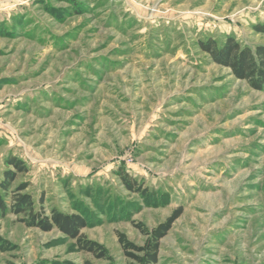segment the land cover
<instances>
[{
    "label": "rangeland",
    "instance_id": "obj_1",
    "mask_svg": "<svg viewBox=\"0 0 264 264\" xmlns=\"http://www.w3.org/2000/svg\"><path fill=\"white\" fill-rule=\"evenodd\" d=\"M262 21L264 0H0V264H135L117 232L141 245L134 222L177 208L155 264H264V90L198 45H264ZM14 192L83 216L107 257Z\"/></svg>",
    "mask_w": 264,
    "mask_h": 264
},
{
    "label": "trees",
    "instance_id": "obj_2",
    "mask_svg": "<svg viewBox=\"0 0 264 264\" xmlns=\"http://www.w3.org/2000/svg\"><path fill=\"white\" fill-rule=\"evenodd\" d=\"M255 31L264 33V21L254 26ZM202 51L207 53L211 60L230 70L231 74L239 80L244 81L251 89L264 90V45H257L254 48L241 45L232 37L218 44L214 39L208 38L198 41ZM18 171L25 168L21 162L15 158L8 160ZM6 178L0 182V187L7 191L10 184L11 174L5 173ZM123 183L132 190L141 191L135 186L134 181L128 179L127 174H122ZM23 187H20L22 189ZM18 191V190H17ZM144 192V190H142ZM12 210L18 213H26L25 223L48 231L53 226L74 239L75 245L82 251L93 254L98 259H105L107 253L99 243L87 238L81 229L86 226V220L78 214H66L53 209L49 216L41 210L33 208L32 199L28 194L15 193L13 195ZM0 209H5V203L0 194ZM180 208L174 209L172 213L162 222L151 229L146 228L141 223L134 222L135 227L145 236L141 245L128 241L125 235L117 232V238L126 255L135 264H155L158 260L160 240L168 233L173 222L181 215ZM84 264H90L85 262Z\"/></svg>",
    "mask_w": 264,
    "mask_h": 264
}]
</instances>
